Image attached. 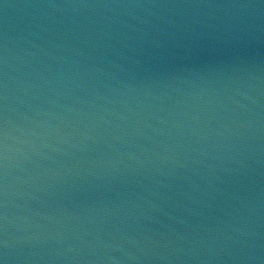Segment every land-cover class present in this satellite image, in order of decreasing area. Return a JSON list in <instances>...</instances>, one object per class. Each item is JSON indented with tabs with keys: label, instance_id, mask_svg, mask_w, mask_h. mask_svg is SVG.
I'll use <instances>...</instances> for the list:
<instances>
[{
	"label": "water",
	"instance_id": "95a60500",
	"mask_svg": "<svg viewBox=\"0 0 264 264\" xmlns=\"http://www.w3.org/2000/svg\"><path fill=\"white\" fill-rule=\"evenodd\" d=\"M0 264H264V0H0Z\"/></svg>",
	"mask_w": 264,
	"mask_h": 264
}]
</instances>
